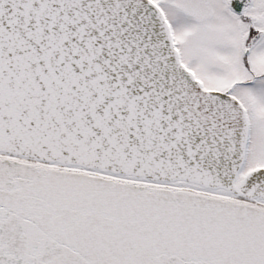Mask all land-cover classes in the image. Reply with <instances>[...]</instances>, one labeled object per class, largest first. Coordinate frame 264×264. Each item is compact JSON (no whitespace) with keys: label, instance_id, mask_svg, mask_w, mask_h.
I'll return each mask as SVG.
<instances>
[{"label":"snow or ice","instance_id":"snow-or-ice-1","mask_svg":"<svg viewBox=\"0 0 264 264\" xmlns=\"http://www.w3.org/2000/svg\"><path fill=\"white\" fill-rule=\"evenodd\" d=\"M0 264H264V0H0Z\"/></svg>","mask_w":264,"mask_h":264}]
</instances>
